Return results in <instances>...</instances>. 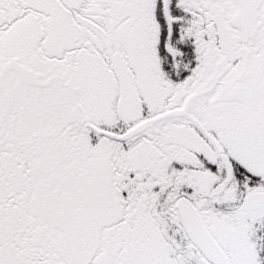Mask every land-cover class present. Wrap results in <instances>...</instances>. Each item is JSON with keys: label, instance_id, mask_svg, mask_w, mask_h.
I'll return each mask as SVG.
<instances>
[{"label": "snow or ice", "instance_id": "snow-or-ice-1", "mask_svg": "<svg viewBox=\"0 0 264 264\" xmlns=\"http://www.w3.org/2000/svg\"><path fill=\"white\" fill-rule=\"evenodd\" d=\"M0 264H264V0H0Z\"/></svg>", "mask_w": 264, "mask_h": 264}]
</instances>
